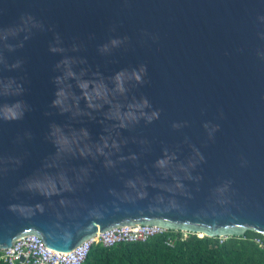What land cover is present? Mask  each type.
Listing matches in <instances>:
<instances>
[{
	"label": "water",
	"instance_id": "95a60500",
	"mask_svg": "<svg viewBox=\"0 0 264 264\" xmlns=\"http://www.w3.org/2000/svg\"><path fill=\"white\" fill-rule=\"evenodd\" d=\"M133 224L264 234V0H0V247Z\"/></svg>",
	"mask_w": 264,
	"mask_h": 264
},
{
	"label": "trees",
	"instance_id": "16d2710c",
	"mask_svg": "<svg viewBox=\"0 0 264 264\" xmlns=\"http://www.w3.org/2000/svg\"><path fill=\"white\" fill-rule=\"evenodd\" d=\"M183 234L170 229L145 241L94 244L81 264H264V247L254 240L264 241V234L254 230L228 237Z\"/></svg>",
	"mask_w": 264,
	"mask_h": 264
},
{
	"label": "built area",
	"instance_id": "2783aa9c",
	"mask_svg": "<svg viewBox=\"0 0 264 264\" xmlns=\"http://www.w3.org/2000/svg\"><path fill=\"white\" fill-rule=\"evenodd\" d=\"M170 231L156 224L116 225L97 230L69 251H58L48 247L41 236L23 234L7 247H0V262L7 264H81L94 244L112 246L119 242L145 241L148 238ZM186 234V232H184ZM255 242L264 247V241L256 237ZM168 243H172L169 238Z\"/></svg>",
	"mask_w": 264,
	"mask_h": 264
},
{
	"label": "rangeland",
	"instance_id": "374dc122",
	"mask_svg": "<svg viewBox=\"0 0 264 264\" xmlns=\"http://www.w3.org/2000/svg\"><path fill=\"white\" fill-rule=\"evenodd\" d=\"M183 235H186V234H183ZM199 236H202L201 234H198Z\"/></svg>",
	"mask_w": 264,
	"mask_h": 264
}]
</instances>
